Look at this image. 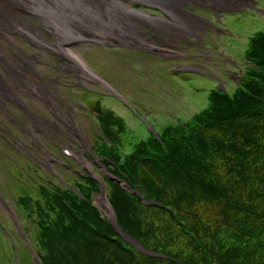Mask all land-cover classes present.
<instances>
[{"label":"trees","instance_id":"obj_1","mask_svg":"<svg viewBox=\"0 0 264 264\" xmlns=\"http://www.w3.org/2000/svg\"><path fill=\"white\" fill-rule=\"evenodd\" d=\"M263 43L256 38L249 54ZM256 80L264 85V62L232 98L214 91L211 107L161 142L151 136L126 155L103 145L106 166L142 195L107 182L119 227L165 257L139 252L116 231L93 204L99 186L88 177L75 182L80 195L43 190L46 205L31 207L42 263L264 264V89ZM104 122L122 141L123 120L109 113Z\"/></svg>","mask_w":264,"mask_h":264},{"label":"rangeland","instance_id":"obj_2","mask_svg":"<svg viewBox=\"0 0 264 264\" xmlns=\"http://www.w3.org/2000/svg\"><path fill=\"white\" fill-rule=\"evenodd\" d=\"M123 2L133 8L132 2H126L124 0ZM245 3L247 4V1ZM249 4L251 6L246 7L243 11L226 15H220V13L215 14L214 12L201 8L195 11L196 14L205 18L209 17L220 21L226 29L225 33L208 29L206 37L204 36L205 44L198 47H179L164 42L160 45L168 47L172 52H162L164 55H154L142 47L131 48L130 46H124L123 49L109 46L110 44H104V42H101L99 47L89 46L85 48L78 46L76 50L81 53L80 55L84 62L95 74L104 78L120 90L130 100L140 115L133 110H127L110 98H86L84 94L80 93V90L73 86L74 83L71 77L60 78L61 82L53 85L55 99L61 98L66 101L81 99L89 105L90 109L92 108L91 113L81 112L78 115L77 122L83 137L82 141L70 142L74 145V150L79 149L82 155L87 156L91 147L98 149V147L100 148L103 145L102 128L95 114V111L100 106L105 110L114 111L117 117L123 118L126 132L121 135V144L126 151L132 152L137 144L150 138L146 122H150L163 135L167 130L176 132L172 129H178L180 131V127L182 126H191V123L208 108L211 91L218 83L215 79L216 77L221 79L227 86L229 94H233L240 89V81L245 79L244 76L249 73L248 67L251 66L248 58L251 46L255 38L261 32H264V0H252ZM18 13L28 26L32 25L35 27L37 25V21L29 18L27 14ZM154 14L160 15L159 13ZM217 15L220 17L218 18ZM142 28L145 31H149L145 26H142ZM3 37V35H0L1 40H3ZM193 38L197 39L196 36H183L185 42L191 41ZM12 39L15 40V44H17L23 54L38 55L45 60H43L45 64L39 62L35 64L38 70L37 74L40 72L36 78L41 79L44 77L46 79L50 75L59 74L57 72L58 64L54 60H49L44 56L42 51L26 45L28 43L22 41L19 37H13ZM193 44L194 41L191 45ZM7 47L6 51L8 52L5 54L9 60L18 65H24L23 63L25 62L15 56L17 50L10 45H7ZM173 50L177 51L178 54L174 53ZM24 57L26 58V56ZM179 65L199 66L207 73H210L212 78L205 79L203 76L192 74H177L179 72L177 66ZM43 71L46 72L43 73ZM5 73L6 66L0 61V75ZM11 83L16 90L24 94L26 102L32 112H35V116L40 118L49 116L50 110L47 107H42L35 98L28 95L25 84L17 85L13 81ZM97 102L100 103L99 106L96 104ZM9 110L11 108L8 106L5 108L0 107L1 128L4 124L8 123L9 116L7 115H10ZM26 144L30 146L29 143ZM82 145L86 147L83 146V148ZM62 146L65 147L66 145L63 144ZM32 153L37 157L36 160L38 161L34 160L28 152L16 155L7 152L3 148V144L0 143V190L5 195L10 196L8 198L9 202L17 212L22 228L28 229L31 222L32 229L31 235H28V239L30 240L28 245L33 254L34 250L42 252L40 243L38 240H35L39 232L34 222L36 216H27L24 209L18 207L13 202V198L14 196L16 199L19 196H29L33 200H40L39 192L28 190L29 187H37L28 185L30 180H32L29 176L30 174L37 173L39 178H41L43 175L48 176L44 174L45 171V173H49V176L53 178L56 185L59 183L61 185V182L58 183V180L50 173L51 170L48 168L47 159L38 153L37 147L33 148ZM87 158H84V161L97 174V178L99 180L105 179L102 168H100L101 165L98 163L99 158L94 154ZM26 159L29 161L28 163ZM76 164L79 165L78 163ZM75 170V173L86 172L83 168H75ZM62 173L63 175L65 174L64 177L62 176L64 179L61 177L65 180L62 181L65 186H74L73 183L76 180L84 183V181L78 179L71 173L68 174L66 171H62ZM72 173L74 172L72 171ZM9 174L12 175L10 178L8 177ZM95 200L102 206L101 195L95 194ZM34 205L35 203L33 201L29 205L28 211H32L31 207ZM102 207L101 211L104 212L105 208L104 206ZM13 223V220L9 217L8 210L0 205V264H40L38 259H33L30 253L31 251L25 247Z\"/></svg>","mask_w":264,"mask_h":264},{"label":"bare ground","instance_id":"obj_3","mask_svg":"<svg viewBox=\"0 0 264 264\" xmlns=\"http://www.w3.org/2000/svg\"><path fill=\"white\" fill-rule=\"evenodd\" d=\"M65 1L71 8L68 9L65 15L61 14V16L58 17L60 23L57 25V28L62 27L63 29L71 31L72 36L76 37L78 43L87 44L96 40L106 44L130 45L143 48L152 45V43H150L152 39L160 44L167 42L175 45L184 42L183 36L186 35L190 37L196 36L197 40H199L205 32V21L198 20L197 15L189 13L186 8L195 6L194 8L209 9L211 7H216L220 2V0H147L153 4L174 9L171 11L174 15L178 14V16L175 17L177 20L190 24L186 27H190L188 30H183V32H181L174 29L171 25L175 27L182 25H174L175 22L170 18L144 17L142 12L131 10L122 0ZM246 1L247 4L245 3ZM29 2L30 0H0V27L12 26L17 29L18 33L20 28H27L28 26L25 25V22H23L21 16L17 12L23 9L32 12V7ZM249 2L250 0H234L233 5L234 8H238L242 5L248 6ZM77 5H81V9H84L85 12L83 10H76L74 6ZM186 18L189 21H187ZM142 26H145L149 31L142 29ZM150 28L153 32H150ZM4 34L5 37H3V40L0 39V49L4 53H7V45L16 46V44L13 43V37L9 38L10 36L7 35L8 30L4 32ZM6 36L11 44L6 41ZM188 43H193V40L188 41ZM79 46L85 48L89 47V45ZM4 53L2 55V60L6 62L7 55ZM80 54L78 50L73 52V55L77 59L80 57L81 60L82 56ZM36 60L45 64L41 58H37ZM81 64L88 72L92 73L82 60Z\"/></svg>","mask_w":264,"mask_h":264},{"label":"water","instance_id":"obj_4","mask_svg":"<svg viewBox=\"0 0 264 264\" xmlns=\"http://www.w3.org/2000/svg\"><path fill=\"white\" fill-rule=\"evenodd\" d=\"M106 177L108 179H110L111 181H115L117 183H120L123 188L129 192V193H137L140 195V193L138 191H133L132 188L130 187V185L121 180V179H118L116 178L114 175H112L111 173H106ZM101 193H102V196H103V200H104V203L108 202V197H107V193L105 191V186H104V183L101 182ZM150 204V203H148ZM107 207V210L109 212V219H110V222L112 223V225L114 226V228L117 230V232L123 236L128 242H130L136 249H138L140 252L146 254V255H150V256H161V255H158L156 253H153L151 251H148L146 249H144V247L142 245H140L138 243V241H136L135 239H133L132 237H130L126 232H124L118 225L117 223V217H116V213H115V210L111 207V205H105Z\"/></svg>","mask_w":264,"mask_h":264},{"label":"flooded vegetation","instance_id":"obj_5","mask_svg":"<svg viewBox=\"0 0 264 264\" xmlns=\"http://www.w3.org/2000/svg\"><path fill=\"white\" fill-rule=\"evenodd\" d=\"M222 3H223V2H222ZM222 3H221V4H222ZM194 33H195V32H194Z\"/></svg>","mask_w":264,"mask_h":264}]
</instances>
